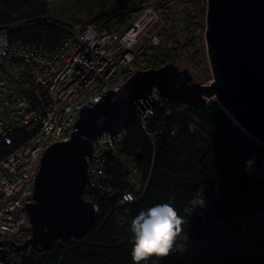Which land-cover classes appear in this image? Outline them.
Here are the masks:
<instances>
[{"label": "built area", "instance_id": "obj_1", "mask_svg": "<svg viewBox=\"0 0 264 264\" xmlns=\"http://www.w3.org/2000/svg\"><path fill=\"white\" fill-rule=\"evenodd\" d=\"M164 27L158 2L152 1L129 27L76 24L73 35L54 53L11 45L7 35L0 33V241L21 245L31 239L33 227L26 207L33 200L44 153L49 146L71 139L84 108L98 104L141 70L136 57L143 39L148 46L175 47L163 37ZM150 99L153 103L141 111L136 122L155 146L157 133L149 131V122L157 106L166 108L172 103L162 99L157 90ZM175 107L186 113L185 106ZM167 111L172 114L169 108ZM16 133L19 135L14 138ZM126 138L123 130L113 139L93 144L95 157L88 166L83 198L93 203L95 213V193L114 198L118 195L108 177L105 152L119 162L128 181V191L118 195L121 204L139 203L149 189L150 173L145 176L123 153ZM16 143L18 147L3 156L6 147ZM189 208L191 214L203 216L201 231L182 245L186 248L181 258L188 262L175 257L169 264H195L192 260L197 259L228 264L264 262L263 210L224 215L223 197L209 184ZM174 247L181 249L180 242Z\"/></svg>", "mask_w": 264, "mask_h": 264}, {"label": "trees", "instance_id": "obj_2", "mask_svg": "<svg viewBox=\"0 0 264 264\" xmlns=\"http://www.w3.org/2000/svg\"><path fill=\"white\" fill-rule=\"evenodd\" d=\"M152 1L158 2V13L165 24L162 35L166 39L174 41L181 37L180 34L185 36L197 26L203 28L201 24L207 17L209 0H135L130 8L118 11L119 5L109 13L102 11V5L89 17L76 18L73 22L49 18L51 0H0V33L7 35L11 45L54 53L66 38L73 35L76 24L99 25L107 29L129 27ZM185 13L189 17L180 22ZM176 52L179 54L173 56ZM192 55L180 48L169 50L156 46L136 57V64L144 71L171 63L189 68L199 81L200 75L185 62L196 57L194 53ZM168 108L171 115L167 114ZM176 110L169 103L166 108L157 106L155 109L156 115L148 128L157 133L155 146L140 123L136 122L126 130L123 153L134 160L145 176L150 173L151 177L149 189L139 203H120L118 195L128 191V181L119 162L105 152L103 158L106 159L108 177L118 195L114 198L95 193L93 202L98 205V211L85 236L59 240L50 251L32 248L23 259L21 254L8 251L6 255L0 254V261L7 264H135L132 257L134 236L130 230L132 220L142 210L171 202L178 214L185 218L182 233L176 241V245L180 242L181 249L173 247L167 257L152 256L141 264H169L175 257L188 262L181 258L182 249L186 248L182 245L199 235L203 222V216L191 214L189 207L206 184L223 197L224 215L264 211V146L241 130L218 102L211 101L201 110L184 107L186 113ZM25 140L26 135L23 136ZM18 145L6 147L3 156ZM249 161L252 162L250 165ZM192 261L195 264H228L210 259ZM234 264L264 262L240 261Z\"/></svg>", "mask_w": 264, "mask_h": 264}, {"label": "water", "instance_id": "obj_3", "mask_svg": "<svg viewBox=\"0 0 264 264\" xmlns=\"http://www.w3.org/2000/svg\"><path fill=\"white\" fill-rule=\"evenodd\" d=\"M205 42L213 79L198 82L174 64L140 70L101 102L84 108L71 139L49 146L26 213L31 239L11 244L21 258L32 248L50 251L59 240L83 238L93 225V203L83 198L93 144L135 125L157 90L175 106L203 109L217 98L226 114L264 146V0H209ZM234 121V122H235ZM5 243L0 241V247ZM2 254V253H0ZM5 257L3 256V260Z\"/></svg>", "mask_w": 264, "mask_h": 264}, {"label": "rangeland", "instance_id": "obj_4", "mask_svg": "<svg viewBox=\"0 0 264 264\" xmlns=\"http://www.w3.org/2000/svg\"><path fill=\"white\" fill-rule=\"evenodd\" d=\"M135 0H51V12L48 16L51 19H56L63 22H73L76 18H87L89 15L96 10L97 7H101L103 5L102 11L109 13L111 9H114L121 5L118 11L123 10L125 8H130L133 5ZM99 10V9H98ZM182 12L184 10L182 9ZM189 17V14L185 13L184 16H181L179 21H185ZM207 18V17H206ZM131 26V24H130ZM201 27L197 26L195 30L189 32L183 36L180 34L179 39H175L171 41L170 39H166V42L174 43L176 48H180L184 52L190 53L191 57L192 54L196 55V57L192 59L185 60L186 64L188 63L189 66L193 68L196 74L200 75L198 79L200 82L203 83H210L213 79L211 73V65H209L208 55H207V48L205 42V31L207 28L206 19L202 22ZM175 33V32H174ZM147 41L146 38L142 40V43L138 46L139 50L137 51L140 53L138 56H142L144 51L149 48H154V46L146 45ZM179 53L176 52L173 56L178 55ZM198 81V80H197ZM198 81V82H199ZM217 102V98H213L209 101ZM259 211V210H258Z\"/></svg>", "mask_w": 264, "mask_h": 264}, {"label": "clouds", "instance_id": "obj_5", "mask_svg": "<svg viewBox=\"0 0 264 264\" xmlns=\"http://www.w3.org/2000/svg\"><path fill=\"white\" fill-rule=\"evenodd\" d=\"M248 163L250 165L252 162ZM184 224L185 218L178 214L171 202L156 204L140 211L130 226L134 236L132 257L135 264H141L152 256L167 257L182 233Z\"/></svg>", "mask_w": 264, "mask_h": 264}, {"label": "flooded vegetation", "instance_id": "obj_6", "mask_svg": "<svg viewBox=\"0 0 264 264\" xmlns=\"http://www.w3.org/2000/svg\"><path fill=\"white\" fill-rule=\"evenodd\" d=\"M8 251H13V252L15 251V253L18 255L21 254L11 244H5L4 246L0 247V253L5 254Z\"/></svg>", "mask_w": 264, "mask_h": 264}, {"label": "bare ground", "instance_id": "obj_7", "mask_svg": "<svg viewBox=\"0 0 264 264\" xmlns=\"http://www.w3.org/2000/svg\"><path fill=\"white\" fill-rule=\"evenodd\" d=\"M141 12H142V11H141ZM140 16H141V13H140V15H139L137 18H139ZM137 18H136V19H137ZM136 19H135V20H136ZM135 20H134V21H135ZM212 99H213V98H212ZM217 100H218V99H217ZM217 102H218V104H219V101H217ZM219 106H220V108L222 107L220 104H219ZM222 108H223V107H222ZM222 108H221V109H222ZM234 121H235V120H233V122H234ZM235 123H237V122L235 121Z\"/></svg>", "mask_w": 264, "mask_h": 264}]
</instances>
